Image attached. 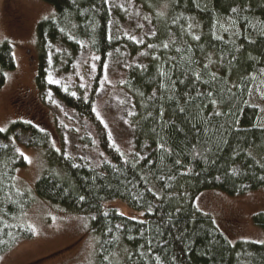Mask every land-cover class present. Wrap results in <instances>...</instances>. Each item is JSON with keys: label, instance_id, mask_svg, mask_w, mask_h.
I'll use <instances>...</instances> for the list:
<instances>
[{"label": "trees", "instance_id": "16d2710c", "mask_svg": "<svg viewBox=\"0 0 264 264\" xmlns=\"http://www.w3.org/2000/svg\"><path fill=\"white\" fill-rule=\"evenodd\" d=\"M41 1L55 13L37 26L38 88L95 124L110 161L95 167L68 156L25 118L11 132L28 136L47 160L32 189L19 179L25 159L0 131V260L33 238L27 213L40 200L90 219L99 238L94 264H264V213L254 218L263 241L244 242L198 205L205 193L236 197L264 188V0H132L153 31L141 43L113 38L111 0ZM86 44L98 68L90 93L50 85V71H70ZM120 49L140 59L125 65L135 132L128 153L95 114L104 68ZM15 69L4 42L0 90Z\"/></svg>", "mask_w": 264, "mask_h": 264}, {"label": "rangeland", "instance_id": "374dc122", "mask_svg": "<svg viewBox=\"0 0 264 264\" xmlns=\"http://www.w3.org/2000/svg\"><path fill=\"white\" fill-rule=\"evenodd\" d=\"M111 3L113 38L125 36L141 43L153 32L148 15L132 0H111ZM54 13V8L41 0H0V45L10 43L16 61V69L7 74V82L0 90V129L10 133L11 141L25 159L27 166L19 172V179L32 189L44 175L47 160L42 150L28 146V136L11 132L12 125L25 118L30 117L43 127L52 137L54 147L57 150L64 147L68 156L80 157L95 167L110 161L101 149V132L95 124L65 107L50 90L41 92L38 88L37 26ZM79 46L70 71L65 73L55 68L49 73L48 83L78 86L88 94L98 72L97 56L88 44ZM55 48L56 52L62 51L58 46ZM112 54L116 55L108 60L96 94L95 114L121 151L134 152L135 132L130 124L133 107L125 90V65L140 59L129 58L123 49ZM262 105L264 122V93ZM198 205L231 238L253 243L263 241V230L254 218L264 213V188L236 197L222 192L205 193L199 197ZM119 207L120 211L129 213L127 207ZM27 214L33 238L3 256L0 264L95 263L99 238L86 215H69L61 207L40 200Z\"/></svg>", "mask_w": 264, "mask_h": 264}, {"label": "snow or ice", "instance_id": "6c2138e0", "mask_svg": "<svg viewBox=\"0 0 264 264\" xmlns=\"http://www.w3.org/2000/svg\"><path fill=\"white\" fill-rule=\"evenodd\" d=\"M233 11H236V9H233ZM198 39V37H197ZM165 47H167V45H165ZM56 83H58V81H56ZM0 131H3V129H0Z\"/></svg>", "mask_w": 264, "mask_h": 264}]
</instances>
